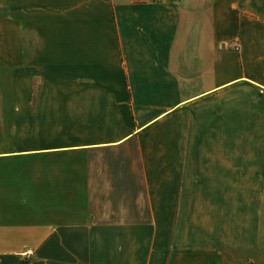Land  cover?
Here are the masks:
<instances>
[{
  "label": "crops",
  "instance_id": "crops-1",
  "mask_svg": "<svg viewBox=\"0 0 264 264\" xmlns=\"http://www.w3.org/2000/svg\"><path fill=\"white\" fill-rule=\"evenodd\" d=\"M0 264H264V0H0Z\"/></svg>",
  "mask_w": 264,
  "mask_h": 264
},
{
  "label": "rangeland",
  "instance_id": "rangeland-1",
  "mask_svg": "<svg viewBox=\"0 0 264 264\" xmlns=\"http://www.w3.org/2000/svg\"><path fill=\"white\" fill-rule=\"evenodd\" d=\"M23 257H26V258H31V252L30 251H27L23 254Z\"/></svg>",
  "mask_w": 264,
  "mask_h": 264
}]
</instances>
